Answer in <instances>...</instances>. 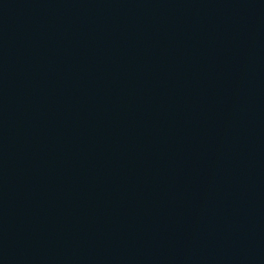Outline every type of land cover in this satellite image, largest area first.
Listing matches in <instances>:
<instances>
[{
  "label": "water",
  "instance_id": "water-1",
  "mask_svg": "<svg viewBox=\"0 0 264 264\" xmlns=\"http://www.w3.org/2000/svg\"><path fill=\"white\" fill-rule=\"evenodd\" d=\"M0 264H264V0H0Z\"/></svg>",
  "mask_w": 264,
  "mask_h": 264
}]
</instances>
